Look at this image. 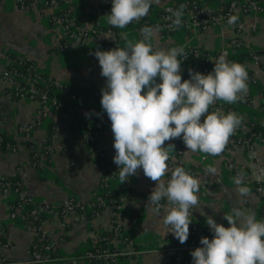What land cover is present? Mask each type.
Masks as SVG:
<instances>
[{"label":"crops","instance_id":"obj_1","mask_svg":"<svg viewBox=\"0 0 264 264\" xmlns=\"http://www.w3.org/2000/svg\"><path fill=\"white\" fill-rule=\"evenodd\" d=\"M198 1L205 9L213 10L219 9L227 0ZM236 1L241 4L248 0ZM105 3H110V8L112 7V0H62L53 8L43 6L41 1L23 6L16 0H0V51L31 60L36 71L45 72L58 81L102 89L105 87L106 78L100 75L99 62L93 53L97 49L107 51L142 39L140 29L135 26L137 21L123 29L110 26L107 22L110 8L101 11V5ZM172 3L173 0H155L148 15L140 21L153 22L157 11ZM69 5L71 17L80 19L81 29L87 32L82 38L72 31V37L66 38L67 47L61 49L60 42L65 37L64 25L59 20L51 21L50 14L61 8H69ZM237 17L234 24L209 23L204 27L188 20L186 24L175 27L168 34H161L154 28L157 31L147 42L154 48L165 50L194 46L226 54L233 49L230 40L234 37L240 38L242 43L236 50H248L252 53L244 63L248 73V90L241 101L230 104L231 111L242 117L243 121H258L264 124V113L260 110L263 99L255 84L257 80L264 82V11L249 9ZM94 18L100 27L97 31L94 28ZM102 36L111 41L112 46H102ZM8 62L6 57H1L0 132L13 138L15 147L7 152L0 150V179L19 175L23 195L29 196L39 206L43 218L40 220L37 215L36 228L34 225L27 228L29 221L24 223L20 219H11L10 207L16 196L10 189H1L0 240L3 239L5 245L0 249V258L27 260L30 257V243L39 228L56 250V258L49 264H90V259H86L83 254L90 246L92 238L111 230L113 219L110 207L106 206L100 214L91 219L74 211H67L62 219L58 215L57 207L68 200L86 203L95 199L100 193L98 184L102 170L88 152L84 128L77 126L73 130L69 113L58 109L43 115L38 110L37 100L29 97L12 99L5 93V88H8L10 83L1 77V72ZM185 68H188L187 63L181 66V73ZM159 82L157 77L156 83ZM100 100L101 96L89 95L80 98L79 103L90 107L95 115L106 117L97 140L105 155L113 160L114 137ZM37 116H42L39 121L35 120ZM49 124L53 125L51 133ZM25 127L29 128L28 132L20 130ZM242 131L240 124L234 133ZM23 140H29L38 149L44 147V142L49 143V156L46 158L41 154L38 167L30 163L28 150L22 144ZM169 144L173 145V148L169 149V155L174 168L183 167L200 181L197 193L199 205L190 216L196 225H200L198 236L206 232L208 238L212 239L213 233L206 224L209 216L218 224L228 227L223 215H229L237 208L251 211L255 213L257 220H264V175L256 182L252 174L256 165L264 167V138H254L251 143L236 146L229 143L231 145H227L221 154L215 156L188 150L182 138L181 148L173 140L166 141L164 146ZM174 150H177V156L173 154ZM230 164L233 168L229 167ZM235 169L244 177L240 185L235 182ZM167 174L162 178L164 182ZM124 183L130 192L127 194V190H123L119 196L116 223L121 227L117 237L120 239L121 235H125L127 239L121 241L116 237L111 241L110 246L113 249L124 252L122 257L117 258L116 263L181 264L163 251L170 239L169 226L163 224L167 207L156 214L152 211L154 206L148 202L155 182L147 178L142 169H138L137 175L130 176ZM120 184L119 176H116L109 180L108 187L112 192H116ZM240 187L247 188L246 195L239 192ZM161 203L167 205L166 200Z\"/></svg>","mask_w":264,"mask_h":264},{"label":"clouds","instance_id":"obj_2","mask_svg":"<svg viewBox=\"0 0 264 264\" xmlns=\"http://www.w3.org/2000/svg\"><path fill=\"white\" fill-rule=\"evenodd\" d=\"M154 2L112 0L107 22L123 29L148 15ZM183 8L181 5L170 10L174 26L181 24ZM235 21L232 16L228 22ZM156 31L146 25L140 30L142 39L138 42L107 51L97 49L93 54L99 62L100 75L106 78L100 104L111 122L113 162L118 166L119 179L126 182L142 169L155 182L148 197L149 204L154 206L152 211L159 214L167 207L163 224L170 226L172 235L183 244L192 223L189 217L199 205L200 181L180 166L171 171L166 183L162 180L169 171V149L173 148L171 144L165 147V142L182 138L192 152L219 155L242 123V117L233 111L224 113L220 108L209 112V108L217 101H241L247 94L248 73L244 65L229 62L221 54L207 75L189 70L190 79L182 81L181 63L187 57L184 49L154 48L147 41ZM235 182L240 185L242 180L237 178ZM247 191L245 187L239 188L242 195ZM164 200L167 205L161 203ZM223 219L228 227L209 216L206 224L213 237L200 239L202 247L191 252L192 264H264V220L239 208L223 215Z\"/></svg>","mask_w":264,"mask_h":264},{"label":"trees","instance_id":"obj_3","mask_svg":"<svg viewBox=\"0 0 264 264\" xmlns=\"http://www.w3.org/2000/svg\"><path fill=\"white\" fill-rule=\"evenodd\" d=\"M36 1H39V0H25L23 2V6L29 5L32 2H36ZM45 1L47 2V4L54 1L55 5L57 4L59 5V2H62V0H45ZM230 2H231L230 0H227L226 2L222 4V6L219 9H213L210 12H208L207 9L202 7L201 3L198 0H173L172 4L168 6H164L157 11L156 19L153 22H143L139 20L138 22H135V26L141 30V28H143L146 25L153 27V28H159V26L161 25L172 24L173 27L171 28L164 29V30L159 28L158 30L161 34H168V33H171L175 29V27H177V26H174L172 23L174 17L172 16V12L170 10L174 11V10L179 9L181 5L184 6L183 15L181 17V24H180V25H184L186 24L188 20L190 21L191 18L209 19V15L217 16L218 14H224L228 10ZM110 6H111L110 3H105L104 5H101V11L109 10ZM246 6L247 4L241 6V8H245ZM68 7L69 8L65 7V8L58 9L57 11H54L53 13L50 14L51 21L60 19L63 22V25L66 24V20L70 18V23L67 26H65V29H64L65 37H63L60 42L61 49H64L67 47L68 45L67 40L72 37V33H73L72 27L73 26H76L79 28L82 27V22L80 19L78 18L74 19L73 17L71 18L72 13L70 12V5ZM190 12H192L191 17L188 15L190 14ZM235 17L237 20L238 18L237 15ZM229 18L227 17L225 21L228 22ZM93 22L95 23L94 24L95 30L96 31L99 30L100 27L97 26L96 24V18L93 19ZM198 26L204 27L205 23L199 24ZM86 32H87L86 30L81 31L82 38L83 36L84 37L86 36L85 35ZM66 38L68 39L66 40ZM101 38H102L101 40L102 46H105V45L112 46L111 41L106 40V38H104L103 36ZM230 43L233 49L230 52L225 54L227 60L229 62H235V63L244 65L245 60L249 58L250 56H252V53L248 50H244V51L236 50L238 46L242 43V40L238 37L232 38L230 40ZM183 49H184V54L187 55V57L186 59H183V56L181 57L183 59L181 66H185L187 63L188 68H185L183 72L181 73L182 79H190L189 70L207 75L209 72L213 70L216 59L218 58L219 55H221L219 51H213V50H209V49H205L201 47L189 46ZM4 54L7 60H9L8 64L6 65V69L15 71L16 75L17 73H20L22 75V78H17L16 82L19 87L25 88V91L23 93H20L18 91L19 89L18 87L13 88V89L5 88V93L9 94V96L12 99H18L22 96H29L31 94L28 91V88L30 87V85H32L37 90L44 91L47 94V96H49L50 98L61 99L63 93L65 92L69 94H73L76 98H79V99L86 98L89 95L93 96L92 93L94 90L98 91L101 94V89L95 86H88L86 84H81L77 86L71 83L58 81L54 79L53 77L49 76L45 72L36 71L34 69V64L31 60L24 58V57H18V56L12 55L7 52H4ZM191 54H194V55H191ZM262 68L264 69L263 66ZM255 84L263 99L260 105V110H261V113H264V82L257 80L255 81ZM33 99L38 101V104H39L38 110L39 112H42L43 109H42L41 98H37L35 95ZM59 107L63 110H66L65 107H62L61 105ZM81 107L84 113H79V115H77V111L71 112V117H72L71 127L73 128V130H75L77 126H81L84 128L86 133L97 132L98 133L97 135H99L103 130L102 120H100V116L95 115L94 112L91 110V108L88 106L82 105ZM217 108L222 109L224 113L231 111V105L229 103H225L223 101H217L214 105H212L209 108V112L214 111ZM85 113L88 114L87 117ZM41 117L42 116H37L35 120L39 121ZM201 119L203 120V117ZM90 120H92L94 123L90 124L89 123ZM107 120L110 122L108 117H107ZM241 126L243 128L242 133L241 134L233 133L229 137V140L226 146L231 145L229 143H233L234 146L240 145V144H248V143H251L254 138H261V139L264 138V124L262 122L242 120ZM52 129H53V125L49 124V133H51ZM86 140H87L88 152L92 155L95 164L102 170V174H101L99 184H98V190L100 191V193L97 194L95 199H90L86 203H75L72 200H68V202L72 205L70 207L71 211H74L78 213L79 215H83L87 217L88 219H91L94 216H97L98 214H100V212L106 206L110 207L112 211V219H113L111 223L112 224L111 230L101 232L100 234L97 235V237L92 238V240H90V246L88 247L87 251L94 252L95 250H103L107 246L110 247V250H113V247L110 246L111 241L114 240L117 237V235L121 232V227L119 226L118 223H116V213L119 208V196L123 190H127V194L130 191L129 189L125 187L124 182L119 185L116 192H112L109 189L108 187L109 180L112 177L119 176L118 166L113 162V160L108 158L105 155L103 149L100 148L98 140H97V136L94 139H86ZM244 140L247 143H244L243 142ZM173 141L176 145L178 144L180 145V138H175L173 139ZM14 143L15 142L13 138L9 137L5 133L0 132V150L2 152L10 151L12 148L15 147ZM22 144L24 145L26 150H28L30 163L35 167L39 166V159H40L41 154H44L46 158H48L49 156L48 149L50 148V145L47 141L44 142L45 144V145L43 144L44 147L43 148L40 147L39 149L33 146L32 142H30L29 140H23ZM178 147L181 148V145ZM177 150L173 151V154L176 156L178 155ZM0 182L5 184V186L3 188H0V190L7 188L10 190L17 189L18 190V191L16 190L17 193L18 192L23 193L24 191L23 186L20 182V177L17 174H14L8 177H3L0 179ZM23 197L26 200L25 208L27 211H29L32 205L36 203H34L31 199H30L31 201H27V199H29V196L24 195ZM17 201L18 200L15 197L12 204L13 203L16 204ZM86 206H89V209H86L87 208ZM65 207L66 206L64 205V203L59 205V207H57L58 215L61 218L63 216V210L65 209ZM39 210L37 212V215H39V218L41 220L43 216L40 214ZM188 237L190 238L195 237V242L197 241L200 242V239L202 238V236H198V235H192V236L189 235ZM205 237H207V234ZM125 239H127V236L121 235L119 240L123 241ZM2 243H4L3 239L0 240V244ZM49 254L53 258H56V250L53 247L50 248ZM188 255H191V253H188ZM120 257H122V255H117L116 257H114V259L109 258V257H102V258L92 257L90 258L89 263L90 264H94V263L117 264L116 263L117 258H120Z\"/></svg>","mask_w":264,"mask_h":264},{"label":"built area","instance_id":"obj_4","mask_svg":"<svg viewBox=\"0 0 264 264\" xmlns=\"http://www.w3.org/2000/svg\"><path fill=\"white\" fill-rule=\"evenodd\" d=\"M17 3H19L20 5H23V2L25 0H16ZM42 2L43 6H47L50 8L55 7V2L52 1L49 4H47V2L45 0H39L38 2ZM231 2L229 3V7L228 10L226 11V13L224 14H218L217 16H212L209 15V19H195V18H191L190 21H193L194 24L199 25L202 23H205V25L209 24V23H220V22H226L225 19L230 16H236L244 11H247L249 9H254V10H258V11H264V0H248L245 4H247V6L245 8H241V6L245 5L243 3H239L236 0H230ZM111 10V8H110ZM212 9H207L208 12H210ZM209 14V13H208ZM189 16H192V12H190ZM72 18V17H71ZM60 22H62L60 19H57ZM63 23V22H62ZM70 23V18L66 20V24H64V29L65 26H67ZM173 27L172 24H165V25H161L159 26L160 29L164 30V29H168ZM159 28H156L157 30H159ZM72 31H74L75 33H77L78 35L81 36V31L82 29L76 26L72 27ZM65 33V32H64ZM194 55V54H191ZM1 57H6L4 52L1 53L0 51V60ZM1 77L3 79H5L7 82L10 83V86L8 87L9 89H13V88H19L18 91L20 93H23L25 91V88H21L18 86L16 79L17 78H22V75L20 73H17V75L15 74V71L13 70H7L6 68L1 72ZM24 78V76H23ZM28 91L31 93L29 96H22V97H29L32 98L36 95L37 98H41L42 101V109L43 111L40 112L43 115H46L47 113H49V111H56L58 109H61L59 106L61 105L62 107H65V111L67 113H69L71 115L72 111H77V115H79V113H84L83 109H82V105L79 103V98H76L73 94H69L67 92L63 93L62 98L58 99V98H50L49 96H47V94L44 91L41 90H37L35 89L32 85H30V87L28 88ZM93 96H100L101 94L94 90L92 93ZM91 112V110H90ZM73 115V114H72ZM105 118L104 116H100V120H102V122H105ZM90 124H93L94 122L92 120L89 121ZM21 131H27L29 130L28 127L22 128L20 129ZM28 132V131H27ZM26 132V133H27ZM98 133L97 132H93V133H86L84 132V137L86 139H94ZM241 134V133H238ZM244 143H247L245 140L243 141ZM221 154V153H220ZM170 156V155H169ZM171 158V156H170ZM168 167H169V173L167 174L166 177V181L165 183L170 179L171 177V171L174 170V165L173 162L169 159L168 161ZM229 167L233 168V165H229ZM254 176V179L256 180V182H259V180L261 179V177L264 175V167H262L261 165H256L255 170L252 173ZM234 176L235 178H240L243 182V175L238 171V169L234 170ZM5 186L4 183L0 182V188H3ZM17 189H13L12 191L15 193V196L17 198V203H13L10 207V218L11 219H20L21 221H23L24 223H26L27 221L30 220L31 217L37 215V212L39 210V206L37 204H33L31 209L29 211L26 210L25 205H26V200L23 197V193L16 191ZM262 189L261 187H259V192H261ZM27 201H31L30 198L27 199ZM65 206H68L67 208L65 207V209L63 210V215L67 212V211H71L70 207L72 206L68 201H66L64 203ZM86 209H89V206H86ZM191 219V217H189ZM200 225H196L194 222L191 223L189 225V235H197V231L199 229ZM171 228L169 226V244L166 245L163 248V251H165L168 255H170L172 257V259L176 262H179L181 264H192V256L188 255V253H191L195 248L197 247H202V245L200 244V242H195V237H188L187 241L183 244H181L170 232ZM200 236V235H199ZM202 237L206 236V232L204 234L201 235ZM208 238V235H207ZM209 240H211L210 238H208ZM2 245H5L4 243L0 244V249L2 247ZM52 246L50 245L45 233L43 231H41L39 228L36 231V234L34 236V239L31 241L30 243V257L25 260V261H13L10 259H7L5 257L0 258V264H49L51 261H53L55 258H53L50 254V248ZM124 252L120 251V250H110V247H106L103 250H95L94 252H89L86 251L83 256L86 259H90V258H102V257H109L114 259V257H116L117 255H123Z\"/></svg>","mask_w":264,"mask_h":264},{"label":"water","instance_id":"obj_5","mask_svg":"<svg viewBox=\"0 0 264 264\" xmlns=\"http://www.w3.org/2000/svg\"><path fill=\"white\" fill-rule=\"evenodd\" d=\"M37 220H38V216L37 215L31 217L29 222H28V224H27V228H31L33 225H35Z\"/></svg>","mask_w":264,"mask_h":264},{"label":"rangeland","instance_id":"obj_6","mask_svg":"<svg viewBox=\"0 0 264 264\" xmlns=\"http://www.w3.org/2000/svg\"><path fill=\"white\" fill-rule=\"evenodd\" d=\"M101 96V95H100ZM94 97H98V96H94ZM68 206H66V208H67ZM73 209V208H72ZM34 227L36 228L37 227V225H34ZM38 229V228H37ZM37 231V230H36ZM35 234H36V232H35ZM46 235V234H45ZM124 255V254H123Z\"/></svg>","mask_w":264,"mask_h":264}]
</instances>
